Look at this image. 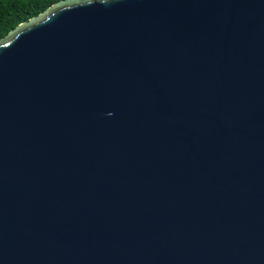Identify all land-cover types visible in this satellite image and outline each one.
Listing matches in <instances>:
<instances>
[{
  "label": "water",
  "instance_id": "95a60500",
  "mask_svg": "<svg viewBox=\"0 0 264 264\" xmlns=\"http://www.w3.org/2000/svg\"><path fill=\"white\" fill-rule=\"evenodd\" d=\"M0 264H264V0H63L1 40Z\"/></svg>",
  "mask_w": 264,
  "mask_h": 264
},
{
  "label": "trees",
  "instance_id": "16d2710c",
  "mask_svg": "<svg viewBox=\"0 0 264 264\" xmlns=\"http://www.w3.org/2000/svg\"><path fill=\"white\" fill-rule=\"evenodd\" d=\"M60 1L63 0H0V41Z\"/></svg>",
  "mask_w": 264,
  "mask_h": 264
}]
</instances>
